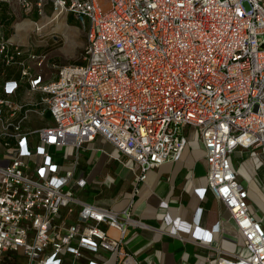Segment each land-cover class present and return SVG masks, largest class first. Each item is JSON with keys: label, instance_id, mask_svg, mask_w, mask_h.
Segmentation results:
<instances>
[{"label": "built area", "instance_id": "1", "mask_svg": "<svg viewBox=\"0 0 264 264\" xmlns=\"http://www.w3.org/2000/svg\"><path fill=\"white\" fill-rule=\"evenodd\" d=\"M0 14V264L8 252L22 264L119 255L140 264L119 247L129 226H146L132 214L133 196L148 169L179 159L189 126L206 162L195 191L222 204L246 252L213 244L219 222L205 228L165 214L168 234L204 246L202 264H264V225L230 159L237 149L264 155V0H108L104 10L97 0H0ZM67 14L85 40L78 59L50 65L49 78L45 54L13 37L23 30L18 17L28 19L29 38ZM47 114L51 123L31 126ZM97 137L133 161L120 210L79 195L88 184L76 174L82 151Z\"/></svg>", "mask_w": 264, "mask_h": 264}, {"label": "crops", "instance_id": "2", "mask_svg": "<svg viewBox=\"0 0 264 264\" xmlns=\"http://www.w3.org/2000/svg\"><path fill=\"white\" fill-rule=\"evenodd\" d=\"M49 11L48 6L47 12ZM69 16L74 18L72 14H67L62 19L55 20L50 33L46 32L42 37L32 34L29 38L23 32L30 28L28 19L22 15L18 17L20 28L23 30L18 31L13 37L25 46L32 40L33 51L45 54L47 65L44 66L50 69L49 73L45 72V76L49 78L52 77L51 70L54 71L50 65L62 64L57 61L56 56L58 53L64 54L61 50L57 51L61 47L57 28L81 29L85 40V29L80 23H69ZM0 18L6 20L7 17L0 14ZM44 47L51 48L45 50ZM34 120L30 123L33 127L52 122L50 116L44 120ZM87 146L88 149L82 151L76 174L83 173L88 184L80 190L79 195L83 200L115 210L126 207L135 184L134 173L129 169L133 161L121 156L110 143L98 137ZM106 152L122 158L126 164L108 159ZM230 159L238 180L247 189L250 211L261 218L264 225V155L248 149H237L231 154ZM205 173L206 162L202 144L195 129L189 126L186 128L185 143L179 159L165 161L148 169L145 179L138 183L131 210L133 216L139 218L146 226L143 228L129 226L119 247L131 254L140 264H202V257L207 249L191 240L193 238L190 234H186L190 238L187 241L170 236L168 234L170 224L163 218L165 214H169L171 217L192 222L194 226L196 224L205 228H212L219 222V230L214 233L213 244L230 252L245 253V248L234 242L236 231L222 204L209 191L203 198L196 193V188L206 184ZM162 201L166 202L165 207L160 206ZM60 219L68 223L72 221L73 216L61 215ZM101 227L111 236L118 237L117 229L107 227L106 224H102ZM229 228L233 231L231 236L226 233ZM225 242H232L235 250L227 249L224 246ZM125 260L123 255L113 256L106 264H126ZM84 263V260H79L75 264Z\"/></svg>", "mask_w": 264, "mask_h": 264}, {"label": "rangeland", "instance_id": "3", "mask_svg": "<svg viewBox=\"0 0 264 264\" xmlns=\"http://www.w3.org/2000/svg\"><path fill=\"white\" fill-rule=\"evenodd\" d=\"M98 4L101 6V8L107 9L108 8V0H97ZM244 7H249L247 1H243ZM69 23H79L77 20L72 18V16L68 17ZM57 33L60 36V42L59 47L57 51L61 50L64 54L58 53L59 55L56 56L57 61L59 63H67L70 61H74L78 59L80 55V50L82 47V43L84 42V33L81 29H77L75 27H64V28H57ZM65 35V41L63 39V36ZM42 69L46 72L49 73L50 69L47 66H42ZM48 117V114L46 115V118ZM192 132V129H191ZM246 154V153H245ZM226 233L228 236L233 235L232 229H227ZM224 246L231 250H235L234 244L231 242H225Z\"/></svg>", "mask_w": 264, "mask_h": 264}, {"label": "trees", "instance_id": "4", "mask_svg": "<svg viewBox=\"0 0 264 264\" xmlns=\"http://www.w3.org/2000/svg\"><path fill=\"white\" fill-rule=\"evenodd\" d=\"M50 48L51 47H47V48L44 47L45 50H48ZM36 49L38 50L39 48L37 47ZM1 264H22V263L21 260L18 258V256H16V254L8 252L3 257V261Z\"/></svg>", "mask_w": 264, "mask_h": 264}, {"label": "bare ground", "instance_id": "5", "mask_svg": "<svg viewBox=\"0 0 264 264\" xmlns=\"http://www.w3.org/2000/svg\"><path fill=\"white\" fill-rule=\"evenodd\" d=\"M16 34H14V36H15Z\"/></svg>", "mask_w": 264, "mask_h": 264}]
</instances>
